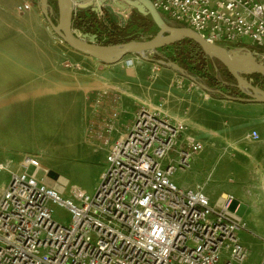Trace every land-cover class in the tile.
I'll return each instance as SVG.
<instances>
[{"label":"built area","instance_id":"built-area-1","mask_svg":"<svg viewBox=\"0 0 264 264\" xmlns=\"http://www.w3.org/2000/svg\"><path fill=\"white\" fill-rule=\"evenodd\" d=\"M151 1L164 19L210 43L264 50V0ZM31 9L29 3L18 8ZM255 55L264 61V53ZM186 130L141 110L108 152L93 195L74 188L64 197L47 175L39 177V159L26 156L0 197V264H247L250 251L237 236L246 224L230 210L233 197L214 207L202 190L173 181L174 163L164 165ZM251 138L260 135L253 131ZM190 145L181 168L204 149ZM53 205L68 210V225L54 219Z\"/></svg>","mask_w":264,"mask_h":264},{"label":"crops","instance_id":"crops-1","mask_svg":"<svg viewBox=\"0 0 264 264\" xmlns=\"http://www.w3.org/2000/svg\"><path fill=\"white\" fill-rule=\"evenodd\" d=\"M17 3L20 6L30 1L17 0ZM23 31L24 29L20 30ZM23 47L27 48L20 50V56L15 59L16 69L23 67L31 70L36 55L38 58L42 57V61L46 57L44 53L51 48L36 43L33 47ZM85 60L88 61L83 63L92 64V68L100 66L95 59ZM52 63L53 61L44 60L43 63L34 64L51 67ZM126 63L102 65L91 75L82 73L81 76L79 72L69 70L70 72L62 73L63 80L47 76L44 72L43 81L48 82L47 85L44 84V90L46 86L54 85L58 91L57 96L61 97L65 93V96L70 98L67 100L68 108L75 107L79 116L81 108L83 115L89 113L86 122L89 117L90 121L87 125L94 123L98 134H103L101 138L92 137L84 123L82 139H68L67 146L78 149L81 145L84 150L87 149L85 155H82L83 158L97 156L105 159L106 164L107 154L113 144L129 132L135 117L143 109L168 119L172 124L186 125L187 130L179 136L177 145L166 160L177 166L176 172L179 174H176V182L174 178L173 181L182 189L202 190L214 207L222 206L225 198L232 196L230 210L246 224L245 229L237 232V236L250 251L247 264H261L264 257V103L214 97L175 69L176 75L173 74L167 66L158 71L159 77L156 80L151 81L146 63H136L135 67L124 68L123 64ZM101 68H104L103 72L100 71ZM123 69L127 74L124 77L119 74ZM29 72L24 71L28 83L35 75H27ZM31 95L30 93L29 96ZM91 97L101 100L98 99L93 106ZM64 122L71 124L73 120L67 119ZM110 122L111 130L108 132L107 124ZM66 126L71 129L69 125ZM42 130L43 127L38 131ZM253 131L259 133V140L254 141L251 138ZM89 137L96 139L94 142L99 143L96 145L101 144L104 149H91L94 145L88 141ZM190 141L202 143L204 149L191 154L187 161L188 167L181 168L182 153L191 150ZM218 147H221L225 154H222ZM230 150L237 152L238 159L228 155ZM190 163L194 166H190ZM188 174L190 178L199 175L201 181L188 184ZM245 233L246 236L243 235ZM252 248L261 249L259 260L252 257Z\"/></svg>","mask_w":264,"mask_h":264},{"label":"rangeland","instance_id":"rangeland-1","mask_svg":"<svg viewBox=\"0 0 264 264\" xmlns=\"http://www.w3.org/2000/svg\"><path fill=\"white\" fill-rule=\"evenodd\" d=\"M29 1L32 9L20 12L17 0H0V165L4 167V169H0V197L9 183L10 172L21 170V162L25 156L39 159L46 170L42 169L39 172V177L47 175L48 184L64 192V197L71 196V190L74 188H78L88 195H93L99 183L100 174L106 168L107 163L105 164V159L97 158V156L83 158L82 155H85L84 153L87 149L84 150V148L80 147L81 145L78 149H72L67 146L66 140H81L84 135V123H86V128H88V134L92 137H98L96 126L94 123L87 125L90 117L87 122L86 119L90 114L83 115L82 108L80 116L77 114L75 107L68 108L67 100L70 98L66 97L65 93L61 97L57 96L58 91L54 85H52L53 87H50L51 85L46 86V90H44V84L47 85L48 82L43 81V77H45L44 72H46L47 76L59 80H63V72L76 71L81 76L82 73L91 75L97 67L110 64H105L95 59V61L100 63V66L92 68V64L83 63L88 61L85 59L93 60L94 58L72 50L50 28L41 11L40 0ZM117 1L120 2V0ZM6 4L7 6H4ZM51 11L52 16L57 17L56 20H58V7L56 10L51 6ZM79 11L77 9L76 13ZM93 13L96 14L95 19L100 24L98 35L74 30L80 36L87 35L89 39L95 38L97 44L131 40L133 38L150 40L158 36L161 31L150 16L138 13L135 9H132L129 14L125 15L123 13L124 16L119 17V9L115 8L114 15L119 19L117 22L112 21L114 18L110 12L106 11L103 14ZM166 22L171 26L176 24L179 27H187L169 20ZM21 29H24V31L20 32ZM35 43L42 47L51 46V48L47 49V53H44L46 57L43 59L48 62L53 61L52 66L43 67L34 64L43 63L44 61H41L42 57L38 58L36 55V59H33L32 69L27 70V68L20 67L18 68L19 73L18 69L15 68V59L20 56V50L27 48L23 46L31 45L33 47ZM169 53L170 51H164L162 53L163 57H159V61H169L166 60V56H169ZM151 57L149 53L134 54L125 57L121 62L126 63L127 61L126 64H123L124 68L135 67L136 63H146L150 76L149 80L153 81L159 77L158 71L166 65L152 60ZM113 65L115 64L110 66ZM166 68H169V66ZM171 68L169 69L176 75L174 69ZM101 69L100 71L103 72L104 68ZM123 70L119 74L124 77L127 74ZM24 71H30L27 75L35 73L30 78L31 81L29 80L31 85L27 81L28 77L24 76ZM30 93L32 94L31 96H29ZM22 99L24 101H21ZM98 99L101 100V98H93V106H95L94 104H96ZM164 102L162 101V103ZM29 104L31 107H28ZM84 117L85 119L83 120ZM67 119H72L73 122L71 124L64 122ZM66 125H69L71 129H68ZM91 126H95L94 133L90 131ZM41 127L44 130L38 131ZM35 128L37 131H35ZM95 140L88 139L94 145H90L91 149H97L98 151L104 149L101 144L99 146L96 145V143H99L94 142ZM218 148L222 154H225L221 147ZM173 155L174 153H172ZM228 155L233 159H238L237 152L234 150H230ZM168 164V162L164 161L165 166ZM192 165L194 166V164L190 163V166ZM177 173L178 171L173 176L175 182ZM188 178H190V174L187 175L186 179ZM196 181H201L199 175L191 177L188 180V184H194ZM53 210L56 221L65 225L70 223L71 215L67 209L59 205H53ZM243 235L246 236L247 233ZM260 253L261 249L252 248V257L256 260H259Z\"/></svg>","mask_w":264,"mask_h":264},{"label":"water","instance_id":"water-1","mask_svg":"<svg viewBox=\"0 0 264 264\" xmlns=\"http://www.w3.org/2000/svg\"><path fill=\"white\" fill-rule=\"evenodd\" d=\"M58 7V22L52 19L49 0H40V7L52 31L61 38L72 50L90 56L105 64H117L125 57L134 54L149 53L150 56L158 50L169 47L186 39L197 43L212 59L222 63L229 73L236 79V87L247 97L248 101L264 103V90L254 86L242 75L259 74L264 76V61L260 60L248 49H230L221 45L208 42L200 34L187 27H173L169 25L159 12L154 8L151 0H56ZM115 8L119 9L118 16L129 14L132 9L138 13L150 16L160 28V34L150 40H134L118 45L97 44L95 38L80 36L73 29V18L76 10L92 9L93 12L103 14L110 12L115 19ZM109 14V13H108ZM245 50V52H241ZM183 73V69L173 63L159 61ZM199 84L209 91L205 85Z\"/></svg>","mask_w":264,"mask_h":264},{"label":"trees","instance_id":"trees-1","mask_svg":"<svg viewBox=\"0 0 264 264\" xmlns=\"http://www.w3.org/2000/svg\"><path fill=\"white\" fill-rule=\"evenodd\" d=\"M49 5L57 10L56 0H49ZM95 18L96 14L93 13L92 9L79 11L74 14L73 29H76L81 33L98 35L100 24ZM52 19L55 23L58 22V20H56L57 17L52 16ZM172 26L179 27L176 24H172ZM134 40L138 39L133 38L131 40H119L102 45L110 46ZM248 50L253 53L257 52L258 54L264 53V50L259 48H251ZM164 51H170L169 56H166V60H169L166 61L167 63H173L183 69V73L179 72L181 75L193 80L196 83L205 85L209 90L208 92L214 97L220 99L227 98L232 100L248 101V97L236 87L237 81L229 73L227 68L219 61L209 57L194 41L186 39L182 42L160 49L155 54L151 55L152 60L159 61V57H163L162 53ZM241 52H245V50ZM242 76L245 79L252 81L253 85L264 90V76L259 74H244Z\"/></svg>","mask_w":264,"mask_h":264},{"label":"flooded vegetation","instance_id":"flooded-vegetation-1","mask_svg":"<svg viewBox=\"0 0 264 264\" xmlns=\"http://www.w3.org/2000/svg\"><path fill=\"white\" fill-rule=\"evenodd\" d=\"M119 19H117V18H115V19H112V21H115V22H117ZM249 49V48H248ZM255 54V53H254ZM249 81V80H248ZM249 82H251V81H249ZM255 86V85H254ZM260 88V87H259Z\"/></svg>","mask_w":264,"mask_h":264}]
</instances>
